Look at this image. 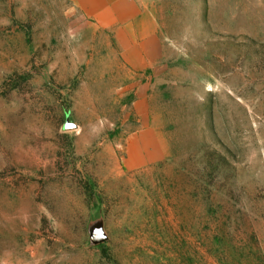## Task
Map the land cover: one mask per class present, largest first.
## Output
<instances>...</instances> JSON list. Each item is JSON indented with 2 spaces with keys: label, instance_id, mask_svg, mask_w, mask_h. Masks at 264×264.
<instances>
[{
  "label": "rangeland",
  "instance_id": "obj_1",
  "mask_svg": "<svg viewBox=\"0 0 264 264\" xmlns=\"http://www.w3.org/2000/svg\"><path fill=\"white\" fill-rule=\"evenodd\" d=\"M144 2L154 69L0 0V264H264V0Z\"/></svg>",
  "mask_w": 264,
  "mask_h": 264
},
{
  "label": "crops",
  "instance_id": "obj_2",
  "mask_svg": "<svg viewBox=\"0 0 264 264\" xmlns=\"http://www.w3.org/2000/svg\"><path fill=\"white\" fill-rule=\"evenodd\" d=\"M72 1L96 25L119 30L124 45L122 55L129 66L154 69L168 58L156 22L144 0Z\"/></svg>",
  "mask_w": 264,
  "mask_h": 264
},
{
  "label": "water",
  "instance_id": "obj_3",
  "mask_svg": "<svg viewBox=\"0 0 264 264\" xmlns=\"http://www.w3.org/2000/svg\"><path fill=\"white\" fill-rule=\"evenodd\" d=\"M65 127H66V129H71V128L76 127V125L73 124V123L67 122L66 125H65Z\"/></svg>",
  "mask_w": 264,
  "mask_h": 264
}]
</instances>
